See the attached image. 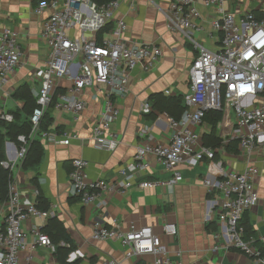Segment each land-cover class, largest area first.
<instances>
[{"label":"built area","instance_id":"obj_1","mask_svg":"<svg viewBox=\"0 0 264 264\" xmlns=\"http://www.w3.org/2000/svg\"><path fill=\"white\" fill-rule=\"evenodd\" d=\"M121 0H109L98 4L93 0H48L39 3L38 13L51 10L42 24V38L50 52L45 64L38 70L41 86L35 91L37 107L30 116L32 131L30 138L44 139L53 143L69 145L81 140L76 134L56 133L41 129L42 118L52 103L57 87L64 80H72L69 91L58 95L55 108L81 113L85 100L80 97L82 90L91 85L106 84L104 110L94 127L92 139L98 148L115 151L120 140L111 127L120 116L118 105L111 99L114 91L128 92L132 72L142 68L152 71L163 54L156 43H136L125 37L127 23L124 18H116L115 13ZM198 0H171L167 13V25L172 31H181L198 50L197 57L190 68V93L185 99L186 109L179 119L169 116L172 136L169 143L154 141L149 136L146 144L137 148L133 160L119 168L121 178L107 181L103 178L91 180L87 173L89 161L75 158L70 172V180L75 196L86 204H93L101 210L108 204L105 193L116 188L126 190L135 184L140 187H153L157 182L144 180L150 169L151 155L161 165L172 171L174 176L169 183L183 179L176 171L180 164L197 166L204 160H214L216 151L226 150V145L237 141L239 154L251 162L254 153L264 151V15H256L252 10L236 13L226 9V0H203L207 9H214L210 36L220 42L217 49L203 45L195 33L206 30L196 18L202 14L197 7ZM263 11V10H262ZM1 16V7H0ZM113 22L101 39L98 33ZM89 29L97 32L92 38L74 39L70 30ZM218 35V37H217ZM18 33L0 23V89L8 85L11 75L23 63V52L18 41ZM171 94L170 90L166 91ZM12 94V92H9ZM149 105L146 104V108ZM222 112L217 123L222 143L218 149L207 146L201 135L192 126L203 123L209 111ZM8 122L13 121L11 113L1 114ZM21 144L11 160L2 164L13 171L17 162L26 157L28 140L25 135L18 137ZM13 143V142H12ZM8 141V144H12ZM260 174L256 164L249 163L242 171H231L224 178L205 179L209 191L223 194L218 201L219 221L223 226L220 237L225 248H236L250 256L257 264H264V251L255 244L256 239L246 237L241 219L246 211L260 200L255 178ZM47 210L37 207V201L23 196L16 182L9 184L7 213L4 224L0 226V264H18L19 253L27 248L24 222L33 216H47ZM165 233L176 235L178 228L173 223L164 225ZM31 248L52 246L50 236L39 227L32 228ZM93 237L97 240L116 239L126 248L127 257L155 254L165 255L162 239L151 226L132 224L128 230L119 224L109 227L101 220L94 222ZM218 248V247H217ZM163 264H174L168 258L161 259ZM103 264H120L109 259Z\"/></svg>","mask_w":264,"mask_h":264},{"label":"crops","instance_id":"obj_2","mask_svg":"<svg viewBox=\"0 0 264 264\" xmlns=\"http://www.w3.org/2000/svg\"><path fill=\"white\" fill-rule=\"evenodd\" d=\"M121 1L115 17L126 20L128 28L125 37L136 43L159 44L163 49L162 57L152 71L145 72L137 67L132 72L128 92L111 93V99L120 109V116L111 127L120 140L113 152L96 147L92 139L93 127L104 110L106 93L110 91L108 85L85 87L80 97L85 100L86 107L79 114L56 109L54 103L53 120L48 131L60 137L64 133H76L81 140L65 145L42 139L45 154L37 170L24 169L23 161L17 162L13 169V181L18 184L23 196L37 201L41 195L44 198L42 204L48 206L49 212L47 216H33L24 222L28 246L20 251L18 264H103L109 259H115L120 264H163L162 258H168L174 264H257L241 250L224 247L217 204L223 194L216 190L210 192L204 180L224 178L231 171L244 170L249 163L259 167L260 174L255 178V185L260 200L245 212V217L255 230V236H252L256 239L255 244L264 251V151L254 153L249 162L239 154L237 141L227 144L224 152L218 149L219 144L215 147L218 150L214 160H204L197 166L178 165L176 171L181 172L183 179L176 183H169L173 172L165 169L151 155L150 169L144 180L157 182L155 186L143 188L135 184L126 190L116 188L108 191L105 193L108 204L101 210L93 204H84L74 195L70 172L75 158L89 161L87 173L91 180L103 178L115 181L121 178L120 166L133 160L137 148L146 144L149 136L164 144L171 140L170 115L154 107L153 96L159 93L164 96L183 95L185 104L190 93V68L198 50L183 32L168 28L167 13L171 0ZM39 3L36 4L35 0H0V23L18 33L23 52V63L11 75L8 85L0 89V114L11 113L23 104L9 92L13 93L23 83H29L35 95L41 86L38 70L44 66L50 52L42 38V24L51 10L47 8L38 13L36 7ZM225 6L236 13L256 9L264 11V0H226ZM197 7L202 17L196 18L195 22L204 24L206 30L195 33V37L206 47L217 49L219 40L210 36L215 10L207 9L203 0H198ZM70 35L78 40L83 37L89 39L97 32L75 27L70 30ZM71 85L72 80H64L57 87L54 102L59 94L68 92ZM167 90L171 91L170 95ZM217 126L215 133L219 136ZM192 128L199 132L205 144V137L213 129L211 116ZM17 148L16 143L7 142L8 160L15 156ZM7 198L8 194L5 197L0 195V226L4 224L7 213ZM98 219L109 227L119 224L123 230H128L132 224L151 226L162 239L165 255L127 257L126 248L119 240H97L93 237L94 222ZM166 223L175 224L178 233H165ZM34 226L50 233L52 246L31 248Z\"/></svg>","mask_w":264,"mask_h":264},{"label":"trees","instance_id":"obj_3","mask_svg":"<svg viewBox=\"0 0 264 264\" xmlns=\"http://www.w3.org/2000/svg\"><path fill=\"white\" fill-rule=\"evenodd\" d=\"M46 1V0H35V3L38 4L39 2ZM98 4L107 3L109 0H93ZM254 14L256 15H264V11L256 9L253 10ZM113 25V24H112ZM109 25L103 29H101L98 33V38L101 39L104 32L108 30V27H112ZM57 94V93H56ZM12 97L15 100L23 102L21 107H17L10 112L13 115V121L8 122L2 118L0 114V195L1 197H5L8 194L9 184L13 179V171L9 168H6L2 162L7 160L6 155V144L8 141L16 143L18 146L21 144L18 137L20 135H25L28 140V151L26 157L23 160L22 166L24 169H30L36 171L37 168L40 166L44 154L45 148L43 143L40 139L37 138H30V133L32 131V124L30 121V116L32 115L34 109L37 107V100L36 96L33 93V90L29 83H23L20 85L14 92L12 93ZM154 98V107L157 108L161 112H166L170 116L174 117L175 119H179L186 109V105L184 104V96L183 95H170L164 96L163 94H155ZM54 100L55 96L53 97L52 103L48 106L42 121H41V129L43 130H50V124L53 120L52 111L54 108ZM211 116V123L213 125L212 132L210 135L205 137V144L207 146L216 147L221 144V138L215 133L216 124L222 118V112L217 110L209 111L206 114L204 120ZM232 150L235 151V147ZM36 177L33 178L35 180ZM44 198L39 195L37 198V207L41 210H48V206L42 204ZM57 220V219H56ZM59 221V220H58ZM61 225V223H58ZM241 225L244 227L245 236H255V230L251 223L249 222L248 218L245 217V213L241 219ZM62 226V225H61ZM50 236V233L45 232ZM51 238V236H50ZM52 240V239H51Z\"/></svg>","mask_w":264,"mask_h":264}]
</instances>
